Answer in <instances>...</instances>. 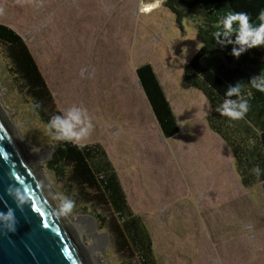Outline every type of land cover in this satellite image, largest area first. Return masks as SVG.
Masks as SVG:
<instances>
[{"label": "rangeland", "instance_id": "1", "mask_svg": "<svg viewBox=\"0 0 264 264\" xmlns=\"http://www.w3.org/2000/svg\"><path fill=\"white\" fill-rule=\"evenodd\" d=\"M168 1L0 0V22L25 38L56 108L87 110L93 128L82 143L107 150L160 264H264V183L246 188L231 148L208 126V100L182 88L200 45L195 25L178 22ZM144 63L154 66L181 120L173 137L162 132L138 78ZM0 110L25 150L39 156L35 171L58 206L59 196L75 199L66 218L98 264H137L100 223L98 213L110 212L80 193L66 167L48 164L55 131L1 50Z\"/></svg>", "mask_w": 264, "mask_h": 264}, {"label": "trees", "instance_id": "2", "mask_svg": "<svg viewBox=\"0 0 264 264\" xmlns=\"http://www.w3.org/2000/svg\"><path fill=\"white\" fill-rule=\"evenodd\" d=\"M167 6L177 15L178 22L188 19L195 25L200 45L186 64L182 87L201 91L211 103L207 121L229 144L243 184L251 188L264 183V173L257 178L251 169H264V91L250 84L251 79L264 75V46L248 48L239 56L232 49L240 47L239 22H234L225 35L222 20L226 13H247L249 22L259 25L258 14L264 10V0H169ZM219 33V35H216ZM0 50L9 65L13 80L24 88L32 99L39 117L49 124L50 118L61 113L25 38L11 25L0 22ZM144 93L164 135L168 138L179 132V118L167 92L151 63L136 69ZM241 85V94L250 108L244 119L230 121L216 107L225 99L237 100L225 92L229 85ZM55 131V130H54ZM83 149L58 140L48 164L61 171L67 168L71 182L93 206L110 212L100 223L108 224L111 237L122 254L132 255L137 264H160L150 231L141 215L129 204L117 169L107 150L99 142L84 143Z\"/></svg>", "mask_w": 264, "mask_h": 264}, {"label": "water", "instance_id": "3", "mask_svg": "<svg viewBox=\"0 0 264 264\" xmlns=\"http://www.w3.org/2000/svg\"><path fill=\"white\" fill-rule=\"evenodd\" d=\"M17 186L29 196L19 206ZM9 209L16 222L0 227V264H88L0 112V212Z\"/></svg>", "mask_w": 264, "mask_h": 264}, {"label": "clouds", "instance_id": "4", "mask_svg": "<svg viewBox=\"0 0 264 264\" xmlns=\"http://www.w3.org/2000/svg\"><path fill=\"white\" fill-rule=\"evenodd\" d=\"M257 19L260 21V24L253 26L249 22L247 13L228 12L224 15L222 26L226 30L225 35L233 29L232 25L234 22H239V27L236 30L239 32L238 41L240 47H234L232 49L233 55L239 56L251 47L264 46V10L258 14ZM216 35H219V33ZM250 84L257 90L264 91V75L251 79ZM225 95L227 97L236 95L238 99H225L222 104L216 107V111L221 116L228 117L230 121L244 119L249 111L250 105L248 100L241 94L240 83L237 82L234 86L229 85ZM92 128L93 124L87 110L78 106H72L63 113L55 114L49 120V129L55 130V140L69 142L79 149L85 147L82 141L90 135ZM251 172L257 178H260L261 174L264 173V169L256 165L251 169ZM9 191L11 194V190ZM15 196L18 198V206L27 203L29 200L28 190L21 186L15 188ZM59 200L57 214L61 216L72 214L76 207L75 199L64 194L59 196ZM15 222L16 218L12 209H9L6 213L0 212V227L7 230H14Z\"/></svg>", "mask_w": 264, "mask_h": 264}, {"label": "bare ground", "instance_id": "5", "mask_svg": "<svg viewBox=\"0 0 264 264\" xmlns=\"http://www.w3.org/2000/svg\"><path fill=\"white\" fill-rule=\"evenodd\" d=\"M0 112H1V110H0ZM1 114H2V116H3V118H4V120H5V122H6V124L8 125V127H9V129H10V131L12 132V134H13V129H12V127L9 125V123L7 122V120H6V118L4 117V115H3V113L1 112ZM13 136L15 137V139H16V141H17V143L19 144V146H20V148L22 149V151H23V153H24V155L26 156V158L28 159V161H31V163L33 164V170L35 171V168H37V166H39V156H35V154H34V152H32V151H30V150H25V148H24V146H22V141L20 140V139H17V137H16V135H15V133L13 134ZM30 163V162H29ZM38 169H39V167H38ZM36 172V171H35ZM37 178H38V180H39V182L41 183V185H42V187H43V189L45 190V192H46V194L48 195V197L51 199V201L53 202V205L55 206V208L56 209H58V204L56 203V201H55V195L53 194V193H50V191H48L47 190V188H46V185H44V184H42V182L40 181L41 179L39 178V175L37 174ZM60 216V218H61V221H62V223H63V225H65V227H66V229H67V231H68V233H69V235L72 237V239L76 242V239H77V242H76V244H77V246H80L79 248H80V250L83 252V250L85 251V253L87 254V257H89V260L87 259V257L85 256V254H84V256H85V258H86V261H87V263L88 264H98V259L96 258V257H94L93 256V252H89L87 249H88V245L87 244H83V242L80 240H78V237H76L75 238V236H79V235H77V233H76V231H73L74 229V225H71L70 223H68V220H67V218H66V216H61V215H59ZM77 228V227H76ZM74 233V234H73ZM84 245H86V246H84ZM91 250V249H90ZM88 252V253H87ZM84 253V252H83Z\"/></svg>", "mask_w": 264, "mask_h": 264}, {"label": "crops", "instance_id": "6", "mask_svg": "<svg viewBox=\"0 0 264 264\" xmlns=\"http://www.w3.org/2000/svg\"><path fill=\"white\" fill-rule=\"evenodd\" d=\"M183 79V78H182ZM164 86V85H163ZM181 86H182V80H181ZM165 88V87H164ZM183 88V87H182ZM183 89H186V88H183ZM196 90L197 92H201V91H199V90H197V89H195V88H190V89H186V90ZM167 92V91H166ZM202 93V92H201ZM204 95V94H203ZM205 96V95H204ZM206 97V96H205ZM169 98V97H168ZM207 99V98H206ZM208 100V99H207ZM208 103H209V110H208V114L211 112V109H212V107H211V103H210V101L208 100ZM172 104V103H171ZM172 107H173V109H174V106L172 105ZM176 112V111H175ZM207 114V115H208ZM178 115V114H177ZM178 118H179V116H178ZM180 119H179V131H180V128H181V125H180ZM208 126H209V128L215 133V134H217L219 137H221L224 141H225V139L219 134V133H217L216 131H214L212 128H211V126H210V124L208 123ZM179 133V132H178ZM225 143L229 146V144L225 141ZM230 147V146H229ZM247 188V187H246Z\"/></svg>", "mask_w": 264, "mask_h": 264}]
</instances>
